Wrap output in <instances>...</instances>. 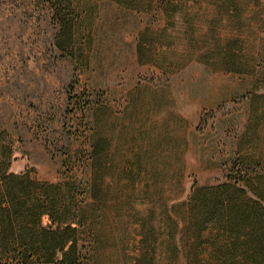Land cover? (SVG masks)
Here are the masks:
<instances>
[{
  "label": "rangeland",
  "instance_id": "rangeland-1",
  "mask_svg": "<svg viewBox=\"0 0 264 264\" xmlns=\"http://www.w3.org/2000/svg\"><path fill=\"white\" fill-rule=\"evenodd\" d=\"M85 1L68 42L48 3L0 0L8 168L75 184L88 264H132L148 247L144 264H162V248L184 264L174 253L194 230L182 203L192 186L221 183L237 150L264 159V0H182L165 13L152 0ZM230 49L244 73L224 70Z\"/></svg>",
  "mask_w": 264,
  "mask_h": 264
},
{
  "label": "trees",
  "instance_id": "trees-1",
  "mask_svg": "<svg viewBox=\"0 0 264 264\" xmlns=\"http://www.w3.org/2000/svg\"><path fill=\"white\" fill-rule=\"evenodd\" d=\"M41 1L48 3L62 38L69 42L71 24L79 17L75 11H87V2ZM145 1L148 8L151 0ZM152 1V11L165 13L184 9H181L182 0ZM124 4L132 5L129 0ZM61 42L58 40V45ZM232 50L227 51L224 70L244 73L235 61L238 55ZM253 68L252 65L248 73L253 72ZM11 152L9 143L0 144V264L90 263L94 235L92 237L89 224L77 217L76 194L79 193L75 184L71 181H40L32 177L28 169L9 170ZM231 158L230 172L221 183L194 184L191 194L182 202L184 218L195 223L191 234L176 245L178 249L175 248L174 256L182 255L184 264H264V188L253 182L256 178L264 184V159H246L238 151ZM246 188L255 197L246 196ZM44 213L49 222L41 224ZM207 226L214 227L212 243L207 241ZM147 235L140 234L145 242ZM153 249L145 248V255L134 258L132 264L149 262L153 258ZM162 250L160 262L168 264V259L163 258L168 251Z\"/></svg>",
  "mask_w": 264,
  "mask_h": 264
},
{
  "label": "crops",
  "instance_id": "crops-1",
  "mask_svg": "<svg viewBox=\"0 0 264 264\" xmlns=\"http://www.w3.org/2000/svg\"><path fill=\"white\" fill-rule=\"evenodd\" d=\"M238 151V150H237Z\"/></svg>",
  "mask_w": 264,
  "mask_h": 264
}]
</instances>
